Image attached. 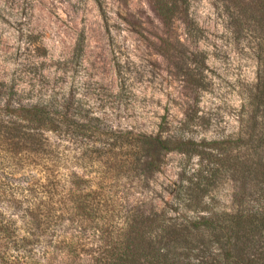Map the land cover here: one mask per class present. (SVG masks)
<instances>
[{
  "label": "rangeland",
  "instance_id": "1",
  "mask_svg": "<svg viewBox=\"0 0 264 264\" xmlns=\"http://www.w3.org/2000/svg\"><path fill=\"white\" fill-rule=\"evenodd\" d=\"M160 4L0 0V82L15 85L17 104L54 113L68 108L74 120L101 128L98 146L118 144L113 162L121 157L127 167L105 173L103 183L110 196L126 198L127 208L170 219L258 208L261 199L250 196L255 183L222 159H234L238 150L230 141L248 138L254 126L250 105L264 70V0H188L170 19ZM3 113L0 119L11 118ZM257 119L264 129V111ZM29 128L27 138L40 145L33 146L36 154L0 144V187L6 191L0 192V213L20 237L44 234L33 240V264H58L62 233L36 230L30 217L67 205L70 173L96 178L100 170L86 153L93 141ZM161 134L204 142L218 157L174 151L160 170L135 172L131 138ZM84 154L88 159L81 161ZM216 168L221 174L212 178ZM51 225L56 228L55 217Z\"/></svg>",
  "mask_w": 264,
  "mask_h": 264
},
{
  "label": "trees",
  "instance_id": "2",
  "mask_svg": "<svg viewBox=\"0 0 264 264\" xmlns=\"http://www.w3.org/2000/svg\"><path fill=\"white\" fill-rule=\"evenodd\" d=\"M187 1L171 0L170 4L161 0L160 10L165 18L170 19L179 6L187 5ZM15 88V85L4 88L0 82V110L5 112V117L11 116L8 120L4 116L0 119L2 148L18 147L23 152L34 153L37 149L33 146L38 143L27 138L30 135L27 132L29 127H33L29 130H50L58 135L81 137L94 144L92 150H86V153H93L89 161L99 166L96 178L81 176L77 172L70 173L69 180L65 179L68 182L65 187L69 189L67 192L70 195L67 205L50 214H42L37 210L30 217L36 230L42 227L45 233H49L52 228L56 229V233H62L55 247L58 264H264V129L257 123L258 113L264 111L263 69L259 76L257 94L252 96L250 105V117L254 123L250 136L246 138L241 134L230 141L234 149L238 150L237 154L234 159H222L223 162H231L236 172L255 183L257 192L250 196L253 199L256 195L255 198L263 203L258 208L248 204L237 212L210 217H191L178 213V218L170 219L163 212L142 214L134 208H127L124 205L126 198L110 196L103 183L105 173L127 167L121 157L116 159V163L113 162L114 151L120 149L119 145L106 142L98 146L101 145L99 139L104 135L101 128L74 120L68 114V108L63 111L56 109L54 113L46 106L17 104L15 98L18 92ZM107 136L110 137L109 134ZM131 142H134L131 151L134 153L136 149L135 154L138 156L135 165L131 164L135 172H138L139 167L150 171L160 170L165 155L174 151L190 156L217 154L210 149L206 152L204 142L186 140L180 136L175 139L169 135L164 137L163 134L139 135L132 137ZM251 146L250 152L248 150ZM86 155L80 160H87ZM12 160L18 162L15 158ZM220 174L216 168L211 177H219ZM197 183L199 188V180ZM0 192L6 191L0 187ZM47 217L43 226L41 222ZM52 217L56 219V228L51 225ZM69 227L74 228L75 233L69 234L66 231ZM41 233L20 237L3 213H0L1 264H33L34 238L44 236ZM214 245H218V249L211 250ZM256 254L259 255L254 257Z\"/></svg>",
  "mask_w": 264,
  "mask_h": 264
}]
</instances>
